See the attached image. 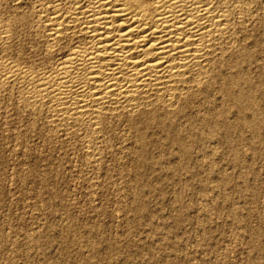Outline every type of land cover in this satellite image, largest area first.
Masks as SVG:
<instances>
[{
  "label": "rangeland",
  "instance_id": "1",
  "mask_svg": "<svg viewBox=\"0 0 264 264\" xmlns=\"http://www.w3.org/2000/svg\"><path fill=\"white\" fill-rule=\"evenodd\" d=\"M19 2L0 0V51L43 64L40 0ZM253 7L227 78L144 142L111 121L100 167L0 92V264H264V0Z\"/></svg>",
  "mask_w": 264,
  "mask_h": 264
},
{
  "label": "bare ground",
  "instance_id": "2",
  "mask_svg": "<svg viewBox=\"0 0 264 264\" xmlns=\"http://www.w3.org/2000/svg\"><path fill=\"white\" fill-rule=\"evenodd\" d=\"M254 1L38 0L32 40L44 62L14 60L4 47L0 92H13L21 109L43 115L51 132L79 138L87 161L100 167L99 150L111 121L128 122L135 139L144 142L147 124L170 119L200 100L216 80L227 78V67L240 56L237 34L248 23ZM231 80L234 84L236 78Z\"/></svg>",
  "mask_w": 264,
  "mask_h": 264
}]
</instances>
